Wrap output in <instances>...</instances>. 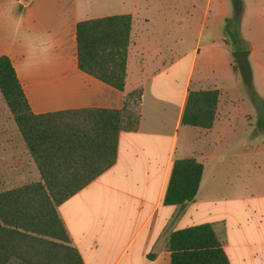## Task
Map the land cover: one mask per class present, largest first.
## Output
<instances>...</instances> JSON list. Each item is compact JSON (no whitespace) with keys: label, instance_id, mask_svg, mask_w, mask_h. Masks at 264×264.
<instances>
[{"label":"crops","instance_id":"0c3cea01","mask_svg":"<svg viewBox=\"0 0 264 264\" xmlns=\"http://www.w3.org/2000/svg\"><path fill=\"white\" fill-rule=\"evenodd\" d=\"M9 2L0 0V10ZM17 10L29 29L53 39L51 59L26 67L0 15V55L10 59L33 113L121 109L125 93L141 89L137 123L118 131L113 163L57 205L83 264H169V233L201 223L211 225L229 264H264V190L208 171L212 157L222 161L215 148L233 111L221 108L226 81L241 77L224 30L226 0H18ZM115 14L131 20L123 89L77 62V22ZM206 89L218 90L211 125L183 123L189 91ZM187 157L203 166L196 194L168 203L173 163Z\"/></svg>","mask_w":264,"mask_h":264},{"label":"trees","instance_id":"16d2710c","mask_svg":"<svg viewBox=\"0 0 264 264\" xmlns=\"http://www.w3.org/2000/svg\"><path fill=\"white\" fill-rule=\"evenodd\" d=\"M130 16L115 14L78 21L76 24L78 66L120 89L124 88ZM225 18V31L239 49L238 28ZM234 68L237 67L233 59ZM141 89L125 93L140 98ZM0 93L9 107L28 151L37 160L41 181L0 193V264H83L77 250L68 245V233L54 208L68 195L110 166L116 154L119 130L107 122L91 133L67 131L51 120H42L61 111L35 114L24 96L15 69L6 55H0ZM217 89L191 90L182 113V122L210 126ZM255 98H253L254 100ZM208 109L200 117L198 103ZM103 115L119 109L90 108ZM71 111V110H65ZM137 123V121H136ZM257 125L264 128V119ZM202 163L192 157L176 159L171 168L164 200L180 205L192 200L199 186ZM25 195L40 196V203ZM54 202V204H53ZM169 264H229L221 241L209 223L171 231L168 236Z\"/></svg>","mask_w":264,"mask_h":264},{"label":"rangeland","instance_id":"374dc122","mask_svg":"<svg viewBox=\"0 0 264 264\" xmlns=\"http://www.w3.org/2000/svg\"><path fill=\"white\" fill-rule=\"evenodd\" d=\"M226 3L228 8L231 7L228 17L233 19L231 26L238 28L239 40L236 45L249 49L252 84L247 86L241 77L239 81L236 77L226 81L228 95L223 98L225 105L221 108L231 107L233 111L230 118L222 122L225 121L226 126L224 139L219 143L220 147L215 148L222 161L219 163L218 157H212L208 171L219 173L221 177L228 175L241 183V188L246 186L264 190V128L257 125L258 119H264V0H242L240 13L234 12L231 0H226ZM235 70L238 71L237 67ZM217 102L218 95L213 106V118ZM138 105L139 99L132 95L114 115H103L91 110H71L45 116L42 120L49 119L69 132L81 134L91 133L108 116L110 121L107 124L112 132L136 125ZM198 106L202 110L200 117L207 120L208 109L200 102ZM196 145L200 146L201 143L198 141ZM41 179L37 160L28 151L0 93V193ZM25 196L29 202L40 203V196ZM54 208L56 210L57 205L54 204ZM67 242L71 245L69 238Z\"/></svg>","mask_w":264,"mask_h":264},{"label":"clouds","instance_id":"9594fccd","mask_svg":"<svg viewBox=\"0 0 264 264\" xmlns=\"http://www.w3.org/2000/svg\"><path fill=\"white\" fill-rule=\"evenodd\" d=\"M18 0H10L9 6L0 10V15L7 17L11 37L24 50L26 67H35L51 59L53 50L52 37L44 32L29 29L25 23V14L17 10Z\"/></svg>","mask_w":264,"mask_h":264},{"label":"water","instance_id":"95a60500","mask_svg":"<svg viewBox=\"0 0 264 264\" xmlns=\"http://www.w3.org/2000/svg\"><path fill=\"white\" fill-rule=\"evenodd\" d=\"M233 10L236 13H240L242 10V0H231ZM232 57L237 65V69L239 74L243 80V82L247 86H251L252 84V71L251 65L248 59L249 49L247 48H233L231 51Z\"/></svg>","mask_w":264,"mask_h":264}]
</instances>
